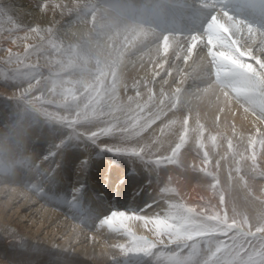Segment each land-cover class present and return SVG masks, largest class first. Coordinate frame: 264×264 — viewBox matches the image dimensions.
Listing matches in <instances>:
<instances>
[{
    "label": "bare ground",
    "instance_id": "6f19581e",
    "mask_svg": "<svg viewBox=\"0 0 264 264\" xmlns=\"http://www.w3.org/2000/svg\"><path fill=\"white\" fill-rule=\"evenodd\" d=\"M251 2L253 6L237 11L224 7L225 0H0V5L15 24L12 26L14 31L4 38L14 36L16 40L22 39V46L29 42L45 46L44 49L40 47L35 55L31 54V59H38L41 63L43 77L60 74L69 84L54 87L47 84L48 81L38 87L24 82L14 92L28 95L41 90V96L46 98L44 102L53 105L81 101L83 105L79 103L82 106L74 114L77 121H81L82 110H92L88 107L89 103H100L104 111L115 110L125 118L135 114L137 104H147L141 118L152 115L155 120L152 128L160 126L169 134L177 131L175 138L183 129L180 123L170 122L182 121L185 115H189L188 147L196 144L197 121L204 127V147L198 148L201 156L206 151L205 146L212 142L210 136H216V140L227 145L231 140L233 150L240 154L253 152L254 145L264 151L261 144L264 137L255 136V143L251 147L249 144L255 128L264 129V124L257 125L252 113H246L244 105L236 100L230 99L226 103L223 90L214 83L211 58L207 55V37L197 44L187 61L183 59L187 55L191 33L202 31L201 22H206V18L212 15L225 23L231 16V22L239 24L233 38L243 49L251 50L254 56L264 59V8L258 0ZM41 3L47 5L43 11L37 7ZM33 25L45 30L51 28V32L44 31L40 35L27 33L25 39L27 29ZM164 35L173 41L167 53L160 47ZM7 44L9 49L16 45ZM53 44L57 45L56 50L52 48ZM8 52L7 49L4 54ZM70 58H74L76 63L72 64ZM177 88L181 89L178 108L172 109L168 97L173 96ZM150 92L153 94L151 101ZM162 92L166 95L162 96ZM56 98L60 100H54ZM162 100L164 103H161ZM8 114L9 110L0 107V207L2 209L4 201L6 205L3 206L8 208L13 203H19L16 210H12V215L0 210L1 215L6 214L7 220L10 219L5 226L7 230H16L22 238L44 244L47 249L66 251L71 259L82 260L77 261L78 264H83V260H87L84 264H99L104 259L103 254L117 251V245L124 242L121 240L127 239L124 232L136 235L148 233L149 237L154 235V225L145 224L143 220H125L127 231L122 229L123 232L119 227L109 230L106 226H99V219L110 211L136 212L148 217L171 215L167 202H157L158 195L152 191L158 188L149 173L142 176L137 173L138 181L120 184L116 177H122L131 168L130 165L118 166L108 157H96L90 151L91 142L86 147L69 145L66 149H59L58 146L71 136L66 137L58 127L51 130L42 121L26 120L24 126L11 129V115ZM20 118L23 115L17 116V120ZM180 151L189 161L190 150ZM73 159L75 162L69 168L68 163ZM261 159H264L263 155ZM82 160L88 161L83 168L80 166ZM54 168L59 170L61 186L69 199L78 184L85 188L83 203L85 208L91 206L96 211L93 218L82 222L63 200L41 196L35 190L46 186L41 181ZM166 174L171 177L166 180L167 184H173L179 192L190 191L189 197H196V185L189 169L182 171L174 167L161 170L158 179H167ZM149 187L153 190L149 191ZM147 201H153V206L141 211ZM0 244L8 246L9 241L2 240ZM18 252V255L25 254ZM33 255H22L23 262L19 264H34L33 260H38V257ZM0 263L7 264L3 259Z\"/></svg>",
    "mask_w": 264,
    "mask_h": 264
},
{
    "label": "rangeland",
    "instance_id": "374dc122",
    "mask_svg": "<svg viewBox=\"0 0 264 264\" xmlns=\"http://www.w3.org/2000/svg\"><path fill=\"white\" fill-rule=\"evenodd\" d=\"M13 25L15 24L12 23L10 15H8L0 5V107L2 108V110H9L8 115H11L10 128H19L20 125L22 127L24 126V121L34 119L35 123H37L38 121H42L43 125L47 126L51 130L57 129L58 127L66 137H73L78 132H84L86 130L89 132L94 130L97 131L98 128L104 127V122L95 126L86 125L83 123H73V121H77L75 120L76 115H74L77 114L76 110H78L83 105L81 101H73L70 105H53L48 102H44L46 101V98L41 96V90H38L35 94L33 92H29L28 95H17L14 92V90L20 87L24 82H26V84H34L38 87L48 81L49 82L47 84H50L54 87H66L69 84H67L64 76L60 74H55L50 77H43L41 68L39 77L36 79H30L33 69L30 68L29 65H36L37 63H39V65L41 64L40 62H38V59H31L30 56L31 54L35 55L37 51H40V49H44L45 46H40V49L34 48L31 50L32 52L29 51L30 53L28 52L27 54H25V45L22 46V39L16 40L14 36L8 37L7 39L4 38L6 34H11L14 31L12 29ZM187 29L190 30L189 28ZM13 41H15V43H13ZM6 42H11L12 44L16 45H13V48L9 49ZM31 44L38 45L35 42H29V45ZM7 49L11 50L13 54L11 57L12 60L9 59V52L4 54ZM74 58H70V62L72 64L76 63V60ZM54 69L55 67L52 66L51 70L54 71ZM68 97H70V95ZM54 100L59 101L60 99L56 98ZM79 103H81L82 105L80 106ZM93 106H100V103L95 102L88 104V107H91V109ZM87 112L88 110L86 109L81 111V122L84 120L85 114ZM104 112L105 120L110 119V117L108 116L109 112L117 114L121 121H123V118H125V115H120L118 111L115 110H105ZM19 114L23 115V118L17 120V116ZM144 118H146V116ZM152 127L153 125L151 124L147 128H144L143 131L140 132L139 137L133 138L131 143L127 145L121 144V137L117 135L106 137L101 136L98 138L95 145L90 144V151L93 152L95 156L97 155L96 157H108L112 160L111 162L117 164L118 166H121V164L130 165L131 168L128 169L127 172H134L136 174L139 173L140 176H142L143 173H149L153 177V184L158 188L155 191H152L153 188L149 187V191L151 190L156 195H158V197L156 198L157 202L159 200L162 203L167 202L166 204H168V209L171 211L170 214L173 216L187 215L186 209L190 207L194 209L196 213H200L203 210L206 215H211L216 212L223 214L226 211L230 220L232 218H236L239 221L244 217H247L253 231L257 226H259V223H264V159H261V156H264V151L261 147H259L258 145H254L252 146L253 152L241 154L238 152V154L235 150H233V147L231 148V150H229V147L225 142L216 140L214 145L213 142H211L209 145H207V147L205 146V149L209 154V163L205 165L203 161V155L201 156L200 153H198L199 147L196 144L191 146V148L188 147V141L186 140L181 149L185 150L187 148L190 150L188 156L191 158L189 161L186 159V156L183 155L182 151H179L173 162L170 163L167 160L162 159L161 163L157 165L152 161H155L157 157L163 158L171 156V150L173 147H175L177 141L179 142V137L175 138L177 131H175V133L173 134H169L165 133L160 126L154 127L155 129H153ZM70 131L73 133V135ZM180 132L181 131H178L179 135ZM69 145H72L73 147H76L77 145L86 147L84 141L73 140L69 143ZM137 145L143 146L145 148L146 155L143 157L144 160L132 156L116 155L114 153L101 151V149L105 146L135 147ZM209 148H211L210 151ZM253 153H255L256 156L255 167L253 166V162L251 159ZM212 156L215 159L214 161ZM134 166H137L138 168ZM174 167H177L182 171L186 169H189L191 171L193 181H195L194 184L196 185L194 191L198 194H196L195 198L189 197L190 191H185L184 194L183 192H179L173 184H167L166 180L171 178L168 174H166L168 175L167 179H158L161 170L166 171L169 168ZM204 167L207 168L208 172H210L212 176H207L203 172L199 171V169ZM237 169H239V171H237ZM212 177H215L216 181H218L215 187L212 186L215 183ZM202 179L204 182L202 181ZM197 180H199V182ZM147 182L149 185V183L151 182V177L150 179H147ZM221 194H223L224 196L223 206H221L220 204ZM2 203H4L3 205H6L5 201ZM18 203L19 202L13 203L10 208H8L9 206L2 205V209L0 207V210L1 212L3 211V213L9 214L12 212V210H16V206L18 205ZM146 203L151 204L153 203V201H147ZM146 203H144V205ZM173 205L174 207H171ZM6 214H0V241H9L8 246H6L5 244H0V259H3L4 263L19 264L23 262V259L21 258L22 255H33V253H36V255H33L34 258L38 257V260H33L34 264H78L77 261H82L77 258L71 259V257L69 256L70 253L66 251L58 250L57 248L47 249L44 244H41L37 241L29 242L24 237L22 238L16 230H13L11 228L7 230L5 226L9 223L10 219L8 218L9 220H7L8 216L5 217ZM10 215H12V213ZM6 220L7 222H5ZM3 222L6 224H4ZM120 232H123V230L121 229ZM124 235L127 239L121 240L124 241L123 245H132L133 237L143 236L147 237L150 240L156 239L154 235L153 237H149L148 233L142 235H136L132 233V235L130 236L127 232H124ZM163 239L165 240V244H167V237H163ZM242 240L243 238L237 240L236 244L239 245ZM220 241H224L227 244L232 243L229 237H218L217 239H213L210 242L213 246L212 251L215 250V246ZM203 243L204 246L201 247L200 243L198 242L197 253L192 257L193 260L199 259L201 261V264L203 260L208 258L209 254L207 248V244L209 242ZM253 244L255 245V250L258 252V237L253 238ZM245 247L247 248V245H245ZM18 251L25 254L18 255ZM169 253H181L179 257L180 259H186L189 257L188 250L177 249L174 245H167L166 248H161L159 250L157 257H153L150 260L148 257L125 256L120 251V249H118L117 251L115 250L114 252L112 251L103 254L102 256L104 259H102V262L99 264H127V261L129 260H139L141 262L147 260L149 261V264H172V261L170 260L168 255ZM251 254V252L248 253V255ZM248 255L242 254L243 259L247 260ZM221 259H223V257H221ZM237 259H240V257H237ZM84 261L87 260H83V264L85 263ZM89 263L93 264L92 262Z\"/></svg>",
    "mask_w": 264,
    "mask_h": 264
},
{
    "label": "snow or ice",
    "instance_id": "6c2138e0",
    "mask_svg": "<svg viewBox=\"0 0 264 264\" xmlns=\"http://www.w3.org/2000/svg\"><path fill=\"white\" fill-rule=\"evenodd\" d=\"M262 8H264V0H258ZM251 0H225L224 7H231L234 10H242L246 7H251ZM37 7L43 11L47 5L39 4ZM196 11V10H194ZM228 15L227 13L225 14ZM228 23L219 20L215 15L206 18V22L202 21L200 28L202 31L192 32L190 35V42L187 46V55L183 57L187 61L193 54V50L198 43L204 41V37H207V55L211 58V68L215 77V85L219 86L223 90L226 103L230 99L236 100L237 103L244 105L246 113L251 112L255 117V123L264 124V59L258 56H254L251 50L243 49L239 42L233 37L234 31L239 30L238 23H232V17L228 16ZM251 31V25H249ZM51 32V28L42 29L39 25H33L27 29L25 39H27V33H35L40 35L42 32ZM44 37H41V43H43ZM15 43V41H13ZM173 46V41L168 35H164L160 43V47L164 53L169 51V48ZM40 45L25 44V54L34 48H39ZM52 48L57 49V45L53 44ZM222 48L224 50H216ZM43 53H38L42 55ZM12 52L9 50V59L12 57ZM248 61H254L251 63ZM33 69L30 79H36L40 75L39 63L36 65H29ZM159 75V73H157ZM181 89L177 88L173 96L168 97V101L172 109L178 108V100ZM137 97L140 96L139 91L136 93ZM162 96L166 95L161 93ZM153 94L150 92L149 101H151ZM133 98H129L132 101ZM161 103H164L162 100ZM147 110V104H137L135 114L130 118H125L122 122L117 114L112 112L108 113L110 119L105 120L104 107L93 106L90 112L85 114L84 120L73 121V123H83L86 125H98L102 122L105 123L104 127L98 128L97 131H84L78 132L73 137H69L67 141L58 146L59 149H66L69 143L73 140L84 141L87 146L88 142L95 145L97 140L101 136L117 135L121 137V144H130L133 138L139 137L140 132L149 125L154 124L155 120L150 115L147 118L142 119L143 113ZM223 111V109H221ZM155 115V114H153ZM156 119L159 116L156 115ZM219 119V117H217ZM190 116L185 115L182 121H172L170 123H180L183 129L179 135V142L172 148V155L169 157H157L153 163L159 165L161 160H167L173 162L180 149L186 142L187 134L189 131ZM198 124V136L196 144L199 148L203 149L204 127ZM255 136L264 137V129L259 127L255 128L253 137H250V147L255 143ZM209 139L215 144L216 136H210ZM264 145V140L261 141ZM229 150L232 148L231 140L228 141ZM103 152L114 153L116 155H127L143 159L146 155L145 148L143 146H105L101 149ZM53 156L55 154H52ZM253 166L256 165V156L253 153L252 157ZM204 164L209 163V154L207 151L203 153ZM75 160H71L68 163L70 168ZM88 161H81V168L87 164ZM199 171L203 172L207 176H212L208 172L207 168H201ZM239 171V169H237ZM216 186L215 177H212ZM116 180L120 184H126L129 181H138L139 176L134 172H125L123 176H117ZM46 186L43 188L37 187L35 190L39 191L41 196L50 197L53 200H63L74 216L79 217L82 222L93 218L96 215V211L91 207L85 208L83 203V194L85 188L79 184L72 190V197L69 199L67 192L64 191L61 186V176L58 169H52L50 173H46L44 179L41 181ZM220 204H224V196H220ZM152 204H145L143 210L151 209ZM171 207H174L171 206ZM187 215L184 216H165L159 215L148 217L138 215L136 212L128 213L125 211H110L108 215L99 219V226L107 227L109 230H117V227L127 231L124 221L125 220H143L145 224L151 223L154 225L153 234L156 237L154 240H150L147 237H133L132 245H117L123 255L134 257H148L149 260L153 257H157L161 248H166L167 245H174L177 249H185L189 251V257L186 259H180L181 253H169V258L172 264H201L199 259L193 260L192 257L196 255L198 249V242L203 247V242H209L208 258L203 260L202 264H264V223H259V226L252 230V226L249 223L247 217L242 220L236 218L229 219L227 212L223 214L216 212L211 215H206L202 210L200 213H196L194 209L187 208ZM128 235H132L129 231ZM163 237H167V244ZM218 237H229L232 241L231 244H227L224 241H220L215 250L212 251L211 241ZM259 238V251L255 250L253 244V238ZM243 238L242 242L237 245L236 241ZM247 245V248L245 247ZM251 252V255L248 253ZM243 255H248V259L244 260ZM223 257V259H221ZM240 257V259H237ZM127 264H149V261L143 262L139 260H129Z\"/></svg>",
    "mask_w": 264,
    "mask_h": 264
}]
</instances>
